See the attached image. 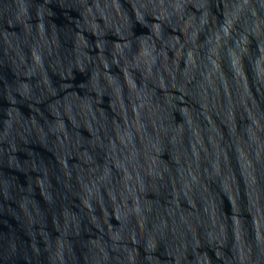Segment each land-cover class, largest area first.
I'll return each mask as SVG.
<instances>
[{
    "label": "water",
    "instance_id": "1",
    "mask_svg": "<svg viewBox=\"0 0 264 264\" xmlns=\"http://www.w3.org/2000/svg\"><path fill=\"white\" fill-rule=\"evenodd\" d=\"M0 264H264V0H0Z\"/></svg>",
    "mask_w": 264,
    "mask_h": 264
}]
</instances>
